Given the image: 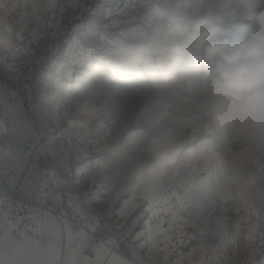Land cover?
<instances>
[{"label":"clouds","instance_id":"1","mask_svg":"<svg viewBox=\"0 0 264 264\" xmlns=\"http://www.w3.org/2000/svg\"><path fill=\"white\" fill-rule=\"evenodd\" d=\"M31 2L0 0V66L4 68L20 59L22 22L40 16L41 10L30 7ZM196 2L194 19L168 28L167 45L159 58L124 75L127 81H136L143 74L139 88L160 96L174 94L194 109L191 115L179 117L158 109L143 114L138 140L113 147L104 168L125 183L160 184L182 153L185 126L233 144L244 137L264 141V0ZM54 4L55 0H48L49 7ZM120 91L96 87L76 94L64 111L66 134L87 132ZM40 102L52 112L64 107L56 93L42 94ZM225 179L234 198L242 201L261 182L256 174L225 175ZM257 198L264 200V192H258Z\"/></svg>","mask_w":264,"mask_h":264},{"label":"crops","instance_id":"2","mask_svg":"<svg viewBox=\"0 0 264 264\" xmlns=\"http://www.w3.org/2000/svg\"><path fill=\"white\" fill-rule=\"evenodd\" d=\"M157 1L160 2L159 7L164 16L163 23L152 25L151 29H147L141 24H119L103 19L96 14L94 0H55V4L51 7L48 6V0H32L30 7L39 8L40 16L36 20L29 18L22 22L24 39L18 42L20 59L6 69L15 74L45 77L43 84L49 81L51 88L53 84L62 88L63 81L72 80V76L77 77L72 80L74 85L79 83L85 86L82 89L89 88L92 76H102L108 84L119 87L127 93L125 95L133 103L130 105L132 109L124 113L125 119L120 124L128 127L127 131L138 133L143 128V124L134 121L138 116L137 109L140 108L136 99L140 97L142 91L138 87L139 80L145 77L141 74L136 81H127L124 75L130 74L135 67L143 69L149 62H155L167 45V41L161 39L163 37L159 32L163 34L161 31L167 32L168 28L176 24L183 25L194 19L192 10L198 6L196 0ZM63 5L65 10L59 13L58 9ZM226 22L227 19L224 25ZM132 33L138 36L129 38L128 35L132 36ZM129 61L132 63L129 64ZM156 97L148 100L150 101L148 110L157 107L159 102ZM128 136L133 142L139 138V135ZM121 137L122 135H105V144L102 145L100 154L105 156L111 153V149L119 145ZM189 140L191 144V138ZM210 140L218 146L219 155L225 156L237 146L223 139ZM90 147L88 143L85 146V148ZM182 153L179 157L182 158L181 163H184L187 151L183 149ZM200 155L198 151L193 163L202 170L198 178L205 181L203 188L207 190L216 178L221 162L215 157L209 158L206 152L205 159H200ZM86 159L83 153V157L75 162V166ZM224 167L227 169V165ZM185 173L189 175L185 177ZM195 179L191 169L181 167L179 175L174 180L162 181L160 184L164 187L152 194L151 209L146 200L138 198L143 194L142 190L150 185L139 186L140 190L133 192V185L127 183L124 193L110 206L113 218L133 239L144 231L145 234L140 239L134 240L148 255L163 253L160 250L167 249L163 254L168 260L185 264V253L215 252L222 248L220 228L216 227V223H206L209 215L207 210L199 218L195 214L189 218L187 213L182 211L180 204L177 203L176 207L171 206V201L175 199L171 196V190H178L182 196L186 195L189 198L201 195V186L194 183ZM182 184L184 187H181ZM243 204H248L251 210L249 212L255 213L251 208V200L247 202L241 200V205ZM51 205L64 208L56 197L52 199ZM9 209L0 206V237L3 239V243L0 244V258L5 261L13 258L8 243L9 229L16 235L10 236L22 244L24 237L34 236L38 227L49 228L57 222L52 215L40 210L11 211L12 209ZM214 209L215 207L211 211L213 212ZM212 215L215 214L210 216ZM261 218L264 220V211H261ZM148 219L151 220V224L146 228L145 220ZM186 219H190L191 222L182 223ZM261 233H258V241ZM210 237L211 240L206 243L205 240ZM249 237H253L252 233ZM249 240L253 241V239ZM230 248L235 250L236 243L230 245ZM98 260L99 264H133L124 247L115 244L110 237L98 231L72 233L71 246L65 234L63 250L59 254V264H98ZM196 263L198 264L197 261L191 262V264Z\"/></svg>","mask_w":264,"mask_h":264},{"label":"built area","instance_id":"3","mask_svg":"<svg viewBox=\"0 0 264 264\" xmlns=\"http://www.w3.org/2000/svg\"><path fill=\"white\" fill-rule=\"evenodd\" d=\"M153 5L147 0H97L98 11L105 17H122L137 23L154 17ZM228 23L227 20L224 26ZM71 86L67 83L66 89ZM42 105L40 99L22 97L0 78V202L17 211L48 212L61 227L72 232L99 230L130 250L137 264H168L161 254L142 253L138 242L110 222L106 210L90 204L89 199L98 205H110L119 199L123 194L117 185L119 179L106 182L102 169L94 163L73 171L69 166L71 146L53 127L51 116ZM128 140L125 135L122 145ZM220 156L219 161L223 162L225 157ZM56 195L62 197L68 210L50 206Z\"/></svg>","mask_w":264,"mask_h":264},{"label":"rangeland","instance_id":"4","mask_svg":"<svg viewBox=\"0 0 264 264\" xmlns=\"http://www.w3.org/2000/svg\"><path fill=\"white\" fill-rule=\"evenodd\" d=\"M147 1L148 2L152 1L154 3L153 5L154 17L150 18L148 21H141L138 23L135 20H129L122 17L110 16V15L105 17L102 13H99L98 11L97 0H94V9L98 16L108 21H113L119 24L122 23L127 25L141 24L145 26L147 29H151L150 27L152 25H156V24L161 25V22L163 23L164 16L159 7L160 2H158L157 0H147ZM64 10L65 9L63 5L59 7L58 12L63 13ZM161 32L163 33L161 34L159 32V35L163 37L161 39L167 41L165 36L166 31H161ZM136 36H138V34L136 33H132V36L128 35L129 38ZM0 77L1 79L4 78L7 81H9L10 84L17 89L18 94L24 98L27 97L28 99H32V98L40 99L42 94H49V93H56L60 95L61 98L64 100V107L58 112H52L46 106L44 105L42 106L51 116L53 127L58 131L59 135H61L63 138L67 140V142L71 146L70 154L72 155V158L70 160L69 166L73 171L77 172L84 165H87L89 163H94L95 165H97L95 161L100 160V164L97 166L102 169L101 173L103 179L108 183L117 181V178L114 176L112 171L104 169L107 159L110 157L111 153L105 156H102L100 153H102L101 152L102 145L105 144V138H104L105 135H122L121 140L119 142V145L121 146H122V139L125 135H139V132L138 133L132 132L130 130L127 131L128 127H125L122 124H120L123 123V119H125V114H126L125 112L127 110L132 109L130 105L133 103L130 102L128 97L125 95L127 93L121 90L118 94L112 96L109 102V107L106 110L104 116L101 118L100 121L95 122L87 132L79 133L76 136L75 135L69 136L65 132L66 124L64 119V111L70 106L69 104L70 100L82 90H86V89L94 90L96 87H103L106 90L111 91V89L116 86L108 84L106 79L102 76L100 77L92 76L90 78L91 83L89 84L90 85L89 88L82 89V86L84 85H79V83H75V85L73 84L72 80L77 77L72 76L71 77L72 80L65 79L63 81L64 86L62 88H60L57 85L55 86L54 84L51 88L49 81L43 84L45 81V77L38 75L15 74L14 72L9 71L2 66H0ZM67 83H71L72 86L70 87V89H66ZM85 85H87V82L85 83ZM155 96H157L155 99L158 100L159 103L157 107L154 109L169 111L174 116L177 117L181 115L184 116L191 115V113L194 111L193 107L190 104L184 103L181 99H178L177 96L174 94H166L160 96L158 94L151 92L150 90L142 89L140 97H137L136 99V101L138 102L137 104L140 105V108L137 109L138 116L137 118H134V121L143 124V114L146 111H148V107L150 106V101L148 100L152 99ZM87 143L91 145L90 148H85ZM236 145H237L236 148H234L227 155L224 156L225 159L223 163L225 166L227 165V169L225 168V173L229 177H242L252 174H256L260 176L261 174L259 171V161L261 160V158H264V141H259L255 137H244ZM83 153H84V158L87 159L84 160L80 165L75 166V162L79 161L81 157H83ZM185 175H186L185 177H187L189 173H185ZM175 177L176 176L169 173V175L164 180L172 181L175 179ZM126 184L127 183L119 179V184L117 185H120V188L122 190L121 194L124 193ZM258 192H264V183L262 182L258 183L256 189L253 190V194L249 197V200L248 199L243 200L244 202L251 200L252 202L251 208H253V211L255 212L252 214L249 212L251 210H249L250 207L248 206V204L241 205V200L235 199L232 194V189L228 187L227 188L228 202L217 204L214 211L212 212V214L214 213L215 215L212 216L207 215V219H206V223H213V224L216 223V227L220 228L219 232L221 235L220 241L222 244V248L218 249L215 252L193 251L189 254L185 253V264H191L192 261H197L198 264L199 262L201 263L204 262V264H253V261H255L256 264H259V261L261 259H264V252L256 251V249L260 248V244H258L259 242L258 233L261 232L264 233V220H262L261 218V211H264V200L257 198ZM55 197L58 198L62 203V205L64 206V208L61 207L59 208L63 211L68 210L62 200V197L60 195H56ZM117 199L112 203H115ZM88 201L90 202V204L96 205L100 209L106 210L105 214H107L110 217V222L116 227H119L122 230V232L128 236L130 240H134L131 237V235L128 234L125 231V229L114 220L113 213L109 207L112 203L110 205H106V204L98 205V203H96L94 200L89 199ZM0 206L10 210L9 209L10 206H7L1 202H0ZM50 206L58 207L51 205V202H50ZM171 206L173 207L177 206V202L175 199L171 201ZM13 210L14 209H12L11 211ZM247 213L249 214L246 217ZM8 231L12 237L16 236L14 232H12L10 229ZM78 231L100 232L99 230L88 231L83 229ZM76 232H72V233H76ZM251 233L254 238L253 241L249 240V236ZM108 237H110L115 242V244L124 247L122 243L120 242L118 243L113 237L111 236ZM211 238L212 237H210V239L207 238L205 242L209 243ZM234 243H236L237 248L235 250H232V248H230V245H233ZM124 249L128 252L129 256L131 257L133 264H137L132 255V252L126 249V247H124ZM141 252L144 253L146 256H152V255L155 256V254L158 255L161 254L165 259L164 263L178 264L177 262L174 263L173 261L168 260L161 252L155 254L153 253L151 255L146 254L144 249H142Z\"/></svg>","mask_w":264,"mask_h":264},{"label":"snow or ice","instance_id":"5","mask_svg":"<svg viewBox=\"0 0 264 264\" xmlns=\"http://www.w3.org/2000/svg\"><path fill=\"white\" fill-rule=\"evenodd\" d=\"M23 39V38H21ZM198 133L195 129H190L187 126L184 128V148L187 151V158L184 163H181L180 158L177 159L170 173L174 176L179 175V169L181 167L191 169L192 175L195 179L194 183L201 186V195L195 198H189L186 195L182 196L178 190H171V196L175 198L176 202L181 205L182 211L187 213L190 218L193 214L199 218L206 210L209 215L212 214L211 209L216 207L219 203H227V188L229 187L225 179V167L224 163L221 162L218 168L216 178L211 182L207 190H204L203 186L205 181L199 179L202 170L195 166L193 161L197 157V152L201 153L200 159H205V152L209 158L215 157L221 159V156L217 152L218 146L207 139L206 137ZM191 138V144L190 140ZM133 141L128 140L125 142V146ZM183 156V153H182ZM97 165L100 164V160L95 161ZM259 171L261 176V182L264 183V158L259 161ZM163 184L150 185L149 187L142 190L143 194L139 196V199H144L148 202L149 209L152 207L151 197L152 194L163 188ZM181 187H184L182 184ZM133 192L139 191V186H132ZM190 219L183 220L182 223H190ZM151 220H145L146 228L150 226ZM258 226V225H257ZM31 230V229H30ZM95 229H93L94 231ZM67 234L68 244H72V231L66 226L61 227L58 222H54V225L49 228L43 226L35 229V235L32 237H24L23 243L8 237L9 249L12 252L13 258L5 261L0 258V264H59V254L63 250L64 237ZM145 233L141 231L134 239H140ZM47 236V239H45ZM249 239H254L249 237ZM3 243L2 237H0V244ZM111 243V241H109ZM260 248L256 251L264 252V233L260 234L259 240ZM13 246H15L13 248ZM151 251V250H149ZM163 253L167 252V249H161ZM99 264V260H98ZM253 264H256L253 261ZM259 264H264V259L259 261Z\"/></svg>","mask_w":264,"mask_h":264},{"label":"bare ground","instance_id":"6","mask_svg":"<svg viewBox=\"0 0 264 264\" xmlns=\"http://www.w3.org/2000/svg\"><path fill=\"white\" fill-rule=\"evenodd\" d=\"M98 65H99V64H98ZM99 73H100V72H99ZM99 73H98V74H99ZM81 85H82V84H81ZM82 87H84V86H82ZM80 89H81V88H80Z\"/></svg>","mask_w":264,"mask_h":264}]
</instances>
